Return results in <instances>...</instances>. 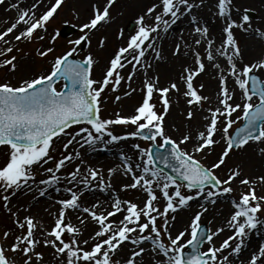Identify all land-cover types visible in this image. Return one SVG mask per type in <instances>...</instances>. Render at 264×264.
<instances>
[{
  "label": "snow or ice",
  "instance_id": "6c2138e0",
  "mask_svg": "<svg viewBox=\"0 0 264 264\" xmlns=\"http://www.w3.org/2000/svg\"><path fill=\"white\" fill-rule=\"evenodd\" d=\"M22 2L10 5L18 16L0 31V70L5 72L0 76V147L7 149L0 164V208L14 226L3 232L0 264H264V243L245 255L249 237L264 231V194H258L264 191V174L244 175L236 165L217 175L234 152L254 145L264 156V17L254 18L238 0H153L136 17L133 33L125 38L124 29H118L123 42L95 78L96 53L74 58L82 43L90 47L94 30L113 21L115 0H95L92 15L80 26L82 34L69 41L73 46L56 55L60 32L55 31L50 46L34 50L41 60L52 56L50 67L13 83L21 58L12 53L23 51L21 42L45 39L63 0H33L28 7ZM185 21L187 27L173 35L174 26ZM19 25L24 27L16 32ZM238 33L261 41L250 59ZM168 36L181 71L162 85L153 62L163 58L161 42ZM107 40L106 35L98 39L97 51L106 48ZM209 70L217 81L212 96L203 94V82L197 83ZM138 91L142 99L131 115L122 114V108L102 115L108 94H116L114 102H119ZM181 100L185 123L171 125L173 135L166 117ZM198 113L199 122L193 123ZM56 141L61 142L58 156L52 154ZM126 141L133 142L129 151H120L115 166L105 169L86 158L97 146ZM217 146L216 159L204 164ZM117 175L130 181L121 183L119 192L136 190L142 198H121L113 186ZM234 182L243 190L237 191ZM50 189L61 194L50 197L45 209L51 221L32 214L27 203H14L18 195L30 193L35 201ZM86 192L110 196L86 203ZM222 198L230 211L213 231L212 221L205 227L202 218ZM53 206H58L54 212ZM180 210L188 218L176 227ZM38 249H50L49 258Z\"/></svg>",
  "mask_w": 264,
  "mask_h": 264
},
{
  "label": "rangeland",
  "instance_id": "374dc122",
  "mask_svg": "<svg viewBox=\"0 0 264 264\" xmlns=\"http://www.w3.org/2000/svg\"><path fill=\"white\" fill-rule=\"evenodd\" d=\"M16 2H18V0H5L4 4H0V31H3L6 27L10 26V24L16 20V18L18 16V12L14 15V17L8 16V12L11 9L10 5L12 3H16ZM93 2H95V0H63L61 8L58 9L57 13L54 15V18L48 24V32L45 34V39L43 41L33 40L31 43H28V42L19 43L18 47L20 49H22L23 51L15 52V50H14V52L12 53V54L17 55L19 58H21L20 63L18 65V70H17L15 76H13L11 78L12 82L16 83L20 76L30 75L33 70L43 71V70H46L50 67L52 56L50 55L45 60H41L40 58L35 56L34 50L40 46H43V47L50 46L48 43L49 36L51 34H54V32L57 30L60 32V29L63 27V25L65 23L73 24L76 27V32L73 35H69L67 37L62 36L60 33V35L57 37V40H56L55 45H54L55 54L59 55V54L64 53L68 49H70L73 45H71L69 43V41L79 38V36L82 34L80 32V26L83 23L87 22L89 17L92 15L91 5ZM152 2H153V0H142V1H138V3L134 2V0H115L114 5L110 9L111 15L113 17V21L109 25H105L104 27L99 28L98 31L94 30L93 33L91 34V45H90V47L87 44L86 47L84 48V50L81 51L80 55H79L82 58L87 53V51H89V50H91L97 54V56L100 60V66L97 67L94 71V77L95 78H100V76L102 75L101 69L106 64L107 60L109 59L110 55L114 52V50L123 42L122 40L117 39L118 29H121V28L124 29L125 38L129 34L133 33L136 26L133 27L132 29L128 30L127 28H128L129 23L134 19L136 20V17L139 14H142L143 10L147 6H150V4ZM32 3H33V0H23V2L21 3V7H28L29 4L31 5ZM243 5L248 7L249 4H246V1H245L243 3ZM256 14L257 13H255V15ZM21 26L22 25L18 26L16 32H19L20 30H22ZM12 35H15V33H13ZM102 35H106L108 37L107 45H106V48L104 50L97 51V42H98V39ZM9 38H11V37H9ZM238 40H239L240 45L242 47V42H241V39L239 36H238ZM0 47H4V45L0 44ZM170 48H171V41L169 44V49ZM247 51L252 52L251 49H247ZM244 54H245L246 59H250L251 55L249 53H246L244 51ZM156 74H158V73H156ZM3 75H5L4 70H0V76H3ZM206 77H207V75L202 74L200 77L197 78V83L203 82L204 84H206V81L208 79ZM168 80H166V79L160 80V83L163 85ZM139 83H140V81H139V79H137L134 86L139 85ZM123 90L124 89L122 87L120 94H122ZM114 95H116V94H108L106 103L103 105L102 115L105 117L111 116V114H113L117 110H120L121 108L123 109L122 114L131 115L133 108L135 106H137L141 102V99H142V93H140L139 91L134 93L131 97L122 98L119 102H114V99H113ZM156 99L157 98L154 95L153 100L155 101ZM157 107L158 108L160 107L159 104H157ZM174 113L175 114L169 113V115L166 117V124L169 126L168 127L169 132H170L169 129L171 128V125L175 124L177 119L179 121V124L177 126H180L183 123H185V116L183 114L176 113V112H174ZM128 130H131V128H129ZM115 131L118 133H122L124 131V129L121 127H116ZM170 134H171V132H170ZM174 135H176V133ZM54 140H55V138H54ZM132 142L133 141H126V142H121L119 145H115L118 148L117 153H120L121 150L129 151L128 145H130ZM139 142L142 145L146 144V142H143V141H139ZM123 143H125L126 145H122ZM120 145H122V146H120ZM54 147H55L56 151H54L52 154L54 156H58L59 152L61 150V142L56 141L54 144ZM254 148L255 147H252L251 149H254ZM6 151H7L6 147H0V164L4 163V160L6 158V156H5ZM219 151H220V148H219V146H217L216 151L213 152L211 155L207 156L202 162L206 165L210 164L211 162H213L216 159L217 153ZM252 151H257V150L254 149ZM243 153L244 152L232 153L231 157L229 159H227L226 165L222 166L221 169L217 170V175L223 177L225 175V173L227 172L228 168L234 167L236 165H240L242 163ZM100 156H101V154H100ZM92 163L97 164V160H95V162H92ZM248 163H250L249 160H247L245 162V165L243 167V174L244 175H246L247 170H251L250 172H252V174H260V170L257 168V166H255L254 163L253 164H251V163L248 164ZM97 165L100 166L99 164H97ZM47 166H51V165H45V167H47ZM262 174H264V172ZM41 178L42 177L37 176V180H39ZM233 187L236 188L237 191L243 190L239 186L238 182H234ZM49 192L53 193L54 191L51 190ZM258 194H264V191H260L258 189ZM29 195H30V193H28L26 196H29ZM59 195H61V194H58L57 196H52V197H58ZM119 195L121 196V198H127V199H132V200H137L138 198H142V194L137 192L136 190H130L128 195L125 192H120ZM233 195H236V193H234ZM48 197H49V195H48ZM41 198L46 199L47 195L45 197H41ZM38 202H41L40 199L38 200ZM85 202L91 203L92 200L88 199ZM219 202H223L226 206H228V205L230 206V203H229L228 199H226V198H222L220 201H218V203ZM218 203H217V205H218ZM34 206H36V205H34ZM33 214L37 215V216H41L40 213H34L33 212ZM21 215H23V213ZM46 221H51V219L46 220ZM202 222L207 223V221H204V220H202ZM13 227L14 226L11 222L9 215L6 213L5 210H3V208H0V242H4L3 241V232L6 229L13 228ZM212 228H213V226L211 224V229ZM11 240H12V237L9 236L8 241L6 243L10 244ZM261 243H264V237L256 239V248H257V245H259ZM203 248H207L206 243L203 245ZM38 250H41L44 252L46 259L49 258L48 254L50 252V249H38ZM9 255H11V253H9ZM53 264H54V262H53Z\"/></svg>",
  "mask_w": 264,
  "mask_h": 264
},
{
  "label": "bare ground",
  "instance_id": "6f19581e",
  "mask_svg": "<svg viewBox=\"0 0 264 264\" xmlns=\"http://www.w3.org/2000/svg\"><path fill=\"white\" fill-rule=\"evenodd\" d=\"M138 1H142V0H134V2ZM246 4H249L248 7L253 8L256 13L257 16H262L264 17V2L263 0H245ZM244 0H238V2L240 4L243 5V3L245 2ZM30 6V4H29ZM39 11V10H38ZM88 11V10H87ZM17 13L16 9H10L8 12V16H13ZM204 15H209L208 12H204ZM16 17V16H15ZM23 26H21V29H23ZM187 27V22H183V23H178L177 26H174V29L172 30L173 35L175 34L176 31ZM213 31L216 32L217 29L213 28ZM12 35V34H11ZM10 35V37H11ZM242 42V48L244 49V51L246 53H249L251 55V57L255 56L260 48H261V41L259 40V38L257 37H253L252 34H237ZM172 40V36H168L165 37V39L161 42V54H162V59L158 60V61H154L153 62V67L156 70L155 72L158 73L160 80H168L169 78H176L179 74V72L181 71V61L175 60L173 59V57L171 56V52L169 49V44L170 41ZM247 49H251L252 52H248ZM248 54V55H249ZM250 57V58H251ZM151 75V73H150ZM204 75H207L206 78V84L205 88L203 90V94L204 95H208V96H212L213 93L216 90L217 87V81L214 78V73L209 70L208 72H206ZM174 95V94H173ZM184 110V103L181 100L179 105H173L172 110L170 111V114H175L176 113H180L182 114ZM199 113L197 114V116L195 117V120L193 121L194 123H198L199 122ZM168 121V120H167ZM179 121L178 119L176 120L175 125H178ZM171 134H175L172 132V129H169ZM122 145H126L125 143H123ZM120 145V146H122ZM252 147H255L254 145ZM252 147L248 148L244 153H243V157H242V163L240 164V166L244 167L245 162L247 160L250 161L251 164H255V166H257V168L260 170V174H262L264 172V156H261L258 153V150L256 148L257 151H252L254 149H251ZM118 148L115 145H109L107 148H103L100 146H97V149L95 151L89 150L87 153L86 158L89 160V162H95V160H97V164H99L100 166L104 167L105 169L109 166H115L116 164L119 163L118 160V154L117 153ZM105 152V153H104ZM104 153V154H103ZM101 154V156H100ZM256 156V157H255ZM248 163V164H250ZM251 170H247L246 175H256V174H252V172H250ZM130 182L127 178L121 177L119 175H117L114 179H113V186L114 188L119 192V188L121 183H128ZM132 189H129L127 192H125L127 195L129 194V191ZM51 191V189L49 190ZM138 192V191H137ZM120 193V192H119ZM140 193V192H139ZM49 195V197H48ZM47 195V198H41L39 197L38 200L40 199L41 202H38V200H31L30 196H26V195H18L17 198H14V203L15 202H19L21 204L23 203H27L31 208H32V214L34 213H40V215L42 217L45 218V220H50L51 217L48 215V213L45 211L46 208H48V206L51 203L50 197L52 196H57L58 194L53 192H49ZM110 196L109 193H100V192H91L85 193V201L86 200H94L96 198L99 199H108ZM196 202H193V205L195 206ZM36 205V206H34ZM58 206H53L52 207V211H55V208ZM230 211V206H226L223 202H219L217 206H215L214 209H210L209 213H207L202 220L204 221H208L211 220L212 221V226H213V231L216 229L217 226H220L224 219L228 216ZM177 217L176 220V227H181L187 220L188 218V212L186 210H180L178 213L175 214ZM228 235V232L222 233L220 237L216 238V242L217 244L220 242V240H222L223 238H225ZM87 236V233H85V237ZM258 236L264 237V231L260 232V233H253L250 237H249V249H247L245 251V255H247L248 251H251L252 249H256V238ZM258 246V245H257Z\"/></svg>",
  "mask_w": 264,
  "mask_h": 264
}]
</instances>
